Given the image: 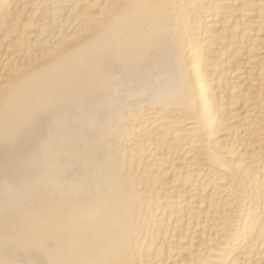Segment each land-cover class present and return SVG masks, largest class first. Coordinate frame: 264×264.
Wrapping results in <instances>:
<instances>
[{"label":"bare ground","instance_id":"bare-ground-1","mask_svg":"<svg viewBox=\"0 0 264 264\" xmlns=\"http://www.w3.org/2000/svg\"><path fill=\"white\" fill-rule=\"evenodd\" d=\"M0 264H264V0H0Z\"/></svg>","mask_w":264,"mask_h":264}]
</instances>
